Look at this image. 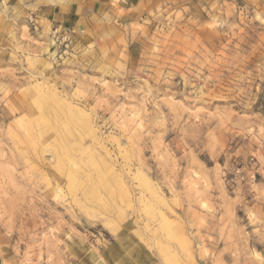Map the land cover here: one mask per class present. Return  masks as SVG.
<instances>
[{"label":"rangeland","instance_id":"1","mask_svg":"<svg viewBox=\"0 0 264 264\" xmlns=\"http://www.w3.org/2000/svg\"><path fill=\"white\" fill-rule=\"evenodd\" d=\"M126 227L264 264V0H0V264Z\"/></svg>","mask_w":264,"mask_h":264},{"label":"crops","instance_id":"2","mask_svg":"<svg viewBox=\"0 0 264 264\" xmlns=\"http://www.w3.org/2000/svg\"><path fill=\"white\" fill-rule=\"evenodd\" d=\"M73 235L66 241L68 264H156L154 254L128 227L100 243L94 238Z\"/></svg>","mask_w":264,"mask_h":264},{"label":"built area","instance_id":"3","mask_svg":"<svg viewBox=\"0 0 264 264\" xmlns=\"http://www.w3.org/2000/svg\"><path fill=\"white\" fill-rule=\"evenodd\" d=\"M54 41L58 42V47L60 52H67V49L70 47L71 38L66 32H59L58 28L54 29L53 32Z\"/></svg>","mask_w":264,"mask_h":264},{"label":"bare ground","instance_id":"4","mask_svg":"<svg viewBox=\"0 0 264 264\" xmlns=\"http://www.w3.org/2000/svg\"><path fill=\"white\" fill-rule=\"evenodd\" d=\"M150 182V181H149Z\"/></svg>","mask_w":264,"mask_h":264}]
</instances>
